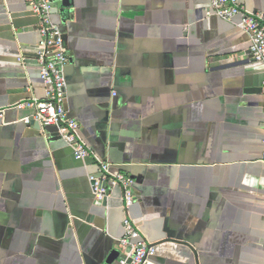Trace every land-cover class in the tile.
I'll return each instance as SVG.
<instances>
[{
    "label": "crops",
    "instance_id": "0c3cea01",
    "mask_svg": "<svg viewBox=\"0 0 264 264\" xmlns=\"http://www.w3.org/2000/svg\"><path fill=\"white\" fill-rule=\"evenodd\" d=\"M53 3L90 154L15 107L45 98L39 20L0 0V264H115L126 213L147 264H264V67L242 16L208 14L211 0ZM239 3L264 15V0ZM101 164L132 181L127 212L120 186L95 200Z\"/></svg>",
    "mask_w": 264,
    "mask_h": 264
},
{
    "label": "built area",
    "instance_id": "2783aa9c",
    "mask_svg": "<svg viewBox=\"0 0 264 264\" xmlns=\"http://www.w3.org/2000/svg\"><path fill=\"white\" fill-rule=\"evenodd\" d=\"M30 11L39 20L41 36L40 48L37 51L40 80L46 87L43 101L23 102L17 109L34 108V119L42 126L57 127L59 137L73 150L77 160H84L90 151L79 137L78 122L69 118L65 108L66 84L64 68L69 56L63 44V35L51 20L54 0H25ZM208 14L229 21L242 16V27L250 39L249 53L251 59L264 67V15L246 10L239 0H211ZM3 111H0V118ZM25 122L29 124L30 120ZM262 160L264 161V144ZM99 174L102 176L99 177ZM98 175H90L92 194L97 201H104L114 186H120L123 193V208L127 212L135 198L131 193L132 181L123 175L112 176L107 164H101ZM123 236L118 240L120 257L115 264H147L154 256V247L148 244L126 213L122 223Z\"/></svg>",
    "mask_w": 264,
    "mask_h": 264
},
{
    "label": "water",
    "instance_id": "95a60500",
    "mask_svg": "<svg viewBox=\"0 0 264 264\" xmlns=\"http://www.w3.org/2000/svg\"><path fill=\"white\" fill-rule=\"evenodd\" d=\"M101 176H102V175L99 174V177H101ZM103 202H105V200H104ZM151 246H153V245H151ZM115 254H116V253H111L108 257H106V262H105V264H111L112 261L114 260V256H115Z\"/></svg>",
    "mask_w": 264,
    "mask_h": 264
}]
</instances>
